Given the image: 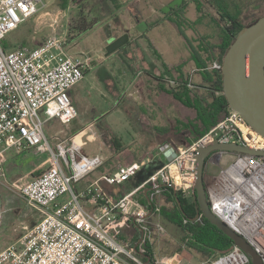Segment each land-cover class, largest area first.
Masks as SVG:
<instances>
[{"label":"built area","instance_id":"2783aa9c","mask_svg":"<svg viewBox=\"0 0 264 264\" xmlns=\"http://www.w3.org/2000/svg\"><path fill=\"white\" fill-rule=\"evenodd\" d=\"M44 1L0 0V174L7 150L51 155L50 166L18 190L26 205L39 213V220L32 229H26L18 246L0 252V264H149L117 240L128 221L141 233L140 246L150 245L153 231L163 233L159 225L151 229L150 218L159 210L152 206L149 211L136 195L146 188L154 204V199L169 189L190 199L200 148L213 143L236 144L264 152L260 142L264 139L237 112L229 110L222 121L190 144L158 146V155L173 149L175 158L117 200L109 199L97 185L75 191L73 185L97 169L101 160L81 156V146L73 140L57 144L55 154L43 129L49 121L68 125L76 118L69 93L83 80L89 69L88 59L68 54L65 37L61 36L48 37L36 48L7 50L2 45L7 34L44 8ZM213 68L220 69L217 65ZM224 155L232 158L231 163L218 176L205 177L210 212L243 238L264 264V155ZM151 161L119 165L101 180L109 186H122ZM215 162L212 157L210 163ZM64 195L67 200L58 202ZM1 214L0 201V224ZM139 250L148 259L146 248ZM150 264L167 263L161 259ZM209 264H250V260L233 245Z\"/></svg>","mask_w":264,"mask_h":264},{"label":"rangeland","instance_id":"374dc122","mask_svg":"<svg viewBox=\"0 0 264 264\" xmlns=\"http://www.w3.org/2000/svg\"><path fill=\"white\" fill-rule=\"evenodd\" d=\"M124 1L119 0L121 3ZM160 1L162 5L159 7L156 5L145 7L139 5L137 0H131L130 5L119 6L118 8L121 9L118 10V8L114 9L108 0H93L88 5V10L99 19V24L77 40L68 43L66 35L71 10H61L58 7V0H45L44 8L35 17L6 35L4 41L7 49L20 46L32 47L30 41L35 42L34 45H39L51 36L65 37L68 54L88 59L89 69L84 79L73 88L76 95L71 102L77 112L76 119L68 125L51 121L44 126L45 138L55 154H57L56 144L65 142L64 140L76 134L81 153L87 158L99 156L104 159V165L100 170L109 173L118 164H123L129 159L143 161L148 157L147 153L143 156L144 152L156 153V143L152 140L151 132L158 133L163 137L161 141L165 143L172 145L183 143L182 126L193 120V112L173 100L166 92L168 88H176L173 81V87L166 83L164 84L170 87H157L160 94L157 98L149 89V85L154 84L153 81L151 84L146 82L148 79L146 72H150L162 82L163 80L169 82L170 76H166L163 70L177 68L184 78L189 77L188 81L199 85L201 83L199 72L191 61L190 50L195 49L201 55L200 42L203 38L209 39L211 43L221 41L220 27L223 23L214 5H220L229 12L241 11V20L245 19L248 11L256 9L258 12H264L263 0H216V3H211L213 0ZM41 6L39 5L38 8ZM180 7L187 22L194 23L193 26L180 28L182 32L168 20L175 16L173 13L180 10ZM124 34L128 35V43L105 57V47L113 39ZM185 39L189 41L191 47ZM173 75L177 77L175 73ZM132 83L135 86L133 91ZM163 88L165 91L160 90ZM132 102L135 103L134 106ZM157 107L161 108L160 111ZM79 130L82 132L77 135ZM160 130L164 132L160 133ZM111 140H115L120 145L117 149L118 153H115ZM145 144L148 151L145 149ZM50 158L49 152L3 153L5 161L0 174L2 211L0 252L9 246H18L26 229L30 230L38 219L37 213L27 208L25 202L21 200L18 190L31 179L28 175L30 167L43 164L42 168L45 170L49 167V162H46ZM231 161L230 156L223 155L218 165L208 163L205 175L218 176L221 169L226 168ZM157 168H159L158 164L147 166L134 180L136 182L143 180ZM99 175L97 171L90 172L85 176L84 182ZM129 186L130 183H126L113 189L121 192L125 191L123 188ZM66 200L67 195H64L58 199V202ZM153 234L149 244L155 243L162 251L165 250L164 254L168 253L171 245L177 246L178 239L175 236L163 233L164 235L157 238ZM219 255L221 254L209 257L206 264ZM177 259V256L172 257L167 262ZM197 261L198 258L194 263Z\"/></svg>","mask_w":264,"mask_h":264},{"label":"trees","instance_id":"16d2710c","mask_svg":"<svg viewBox=\"0 0 264 264\" xmlns=\"http://www.w3.org/2000/svg\"><path fill=\"white\" fill-rule=\"evenodd\" d=\"M92 1L93 0H58V7L61 10H71L69 17L70 22L68 24V34L66 35L68 43L77 40L82 34L89 32L99 24V19L88 10V5H90ZM108 1L115 7V9L118 8L117 0ZM211 3H216V0H213ZM214 6H216L217 14L220 21L223 23L220 27L221 41L219 43H211L209 39L203 38V41L201 40L200 42V51H202L201 55H199L200 53L198 54L195 49L192 51L190 50L191 61L194 63L197 71L199 72L198 74L200 76L201 83L199 85L191 83V81H188L189 77L188 79L186 77L184 78L180 69L177 68H165L163 70L164 74H167L166 76H170L169 82L167 80L162 82L159 78H155L158 87H170L164 83L170 84L171 87H173L170 83L173 81V83L176 84V88H168L166 89V92L173 100L182 104L194 114L193 120L187 125L182 126L181 136L184 139L182 141L184 144H190L202 136L209 129L222 121L227 112L230 110L226 99L222 94L221 66L223 57L236 35L244 27L249 26L257 19L264 16L263 11L258 12L255 9L248 11V13L245 14V19L241 20V11L238 10L236 12H229L220 5ZM173 14L175 16L173 18H169L168 20L174 23L178 30L180 28L183 29L184 26L189 27L194 25V23H189L184 18L182 8ZM179 31L182 32L181 30ZM180 34L182 36L184 35L183 33ZM186 42L189 44L188 40H186ZM2 45L5 49H7L5 41H3ZM191 46L192 45H190V47ZM213 65L219 66L220 69L213 68ZM173 73H175L177 77H174ZM160 90L165 91L164 88ZM163 132L164 131H161L160 133ZM111 144L114 151L118 152L117 149L120 145L115 140H111ZM144 169L145 167L142 171ZM43 172L44 171L39 173L37 176ZM153 172L149 173L148 176ZM146 179L144 178L143 181ZM140 184L141 183L135 184L133 189L138 187ZM162 194L166 195V202L170 204L169 208L164 207L160 209L163 221L162 223L169 229L172 236H175L178 239V242L176 243L177 246H174V244L171 245L174 252L185 249L194 254L201 261L206 262L209 257L214 254H224L231 250L233 243L224 234L212 226L206 219L201 217L199 220L192 221L196 217V203L193 198L184 199L180 194L174 193L169 189H164ZM135 198L149 208L153 203L149 200V196L147 194H143V191L139 192ZM130 223L132 222H126V224ZM146 248L148 259H150L153 263V248L148 244L146 245ZM169 258L170 257H167L166 259Z\"/></svg>","mask_w":264,"mask_h":264},{"label":"water","instance_id":"95a60500","mask_svg":"<svg viewBox=\"0 0 264 264\" xmlns=\"http://www.w3.org/2000/svg\"><path fill=\"white\" fill-rule=\"evenodd\" d=\"M128 43V35L113 39L105 47V57L110 56ZM222 94L228 108L237 112L243 121L257 135L264 139V16L244 27L234 38L222 60ZM224 154L264 155V152L250 150L236 144L212 145L200 148L196 153V173L193 199L196 203V217L206 219L224 234L234 246L238 247L250 260V264H261L259 256L226 225L220 222L209 209L205 194V169L210 159L218 160ZM170 162L175 152L170 149L164 153Z\"/></svg>","mask_w":264,"mask_h":264},{"label":"crops","instance_id":"0c3cea01","mask_svg":"<svg viewBox=\"0 0 264 264\" xmlns=\"http://www.w3.org/2000/svg\"><path fill=\"white\" fill-rule=\"evenodd\" d=\"M130 1L131 0H125L124 2H119V0H117V2H118V7L119 6H127V5H130ZM133 1V0H132ZM137 2H138V4L139 5H143V6H145V7H150V6H154V5H156V6H160V5H162V3H161V1L160 0H137ZM114 9H115V7L113 6V5H111ZM121 8H118V10H120ZM124 9V8H123ZM126 10H128V8H125ZM110 10V9H109ZM33 18V17H32ZM141 37H144V36H142L141 35ZM30 44L32 45V47H29V48H36V47H38L39 45H41V44H39V45H34L35 44V42H33V41H30ZM25 47V46H24ZM28 47V46H27ZM7 50H10V49H7ZM146 74L148 75V79L146 80V82H149L150 84H151V82L153 81V85H149V89L150 90H152L153 91V93L154 94H156V96H157V98H159L160 97V94H159V89H157V87H158V85H157V81H155V77L152 75V74H150V72H146ZM84 79V78H83ZM163 82H165L164 80H163ZM171 84H172V82H170ZM163 84V83H162ZM132 85H133V83H132ZM134 85L132 86V91H133V89H134ZM146 88H148V87H146ZM69 95H70V98H71V101H73L74 100V98H75V95H76V91H75V89H72L71 91H70V93H69ZM156 98V97H155ZM134 102H132V106H134ZM152 106H154V105H152ZM160 106V105H159ZM160 107L158 108L157 107V110L158 111H160ZM76 117H77V112H76ZM76 119V118H75ZM74 119V120H75ZM73 120V121H74ZM52 121H56V120H52ZM72 121V122H73ZM49 122H51V121H49ZM48 122V123H49ZM56 122H58V121H56ZM138 122H140V119H138ZM59 123V122H58ZM60 124V123H59ZM81 132H82V130H79L78 132H77V135L78 134H81ZM151 134V137H152V140L153 141H155V143H156V153H153V152H144V155L143 156H145L146 155V153H147V155L146 156H148L147 158H145L143 161H135L134 159H129L128 161H124V163L123 164H118L117 166H126V165H130V164H134V163H138V164H143V163H145L147 160H152L149 164H146V165H144L143 167H141V169H140V171L136 174V176L142 171V169L145 167H147V166H149V165H152V164H158L159 165V168L164 164V163H166L167 161L165 160V158H164V154L163 155H158L157 154V148H158V146H160V145H163V144H165V142H163V141H161V140H163V137H161V136H159V134L158 133H154V132H151L150 133ZM153 134V135H152ZM76 135V134H75ZM75 135H71L70 137L71 138H68V140H64L65 142H66V144H69L70 143V141H75L76 143H77V141H76V136ZM181 145H186V144H184V143H180ZM57 145V144H56ZM80 145V144H79ZM172 145V144H171ZM177 145V144H176ZM147 147V145L145 144V149H146V151H148L149 149H147L146 148ZM1 149V148H0ZM8 152H12V151H10V150H7ZM7 151H5V152H7ZM4 152V153H5ZM119 152V151H118ZM118 152H115V153H118ZM15 154V153H14ZM81 156H83V157H85V158H87L84 154H82L81 153ZM223 156V155H222ZM95 157H97V158H99L100 160H101V162H102V164L97 168V169H95L94 171H97L98 173H100V175L98 176V177H96V178H93V179H91L90 181H88V182H84V179H85V177L83 178V179H81V181H79L78 183H76V184H74L73 185V189L75 190V191H82V190H84V189H86V188H88L89 186H91V185H97V187L100 189V190H102V192L103 193H105V195L109 198V199H111V200H113V201H115V200H117L118 198H120L121 196H123L124 194H126V193H129L130 191H132V189L134 188V186H135V184H137V183H143L144 181L143 180H141V181H135L134 180V178L136 177H133L130 181H128V182H126V183H130V186L132 185V187L130 188V186L128 187V188H123L125 191H121V192H119V191H115L113 188L115 187V186H109V185H107L103 180H101L102 179V177H104V176H107V175H109L110 173H112L114 170H115V168L117 167H115L112 171H110L109 173H103V172H101V167L104 165V159H102L101 157H99V156H94V157H91V158H88V159H92V158H95ZM222 158V157H221ZM220 158V159H221ZM154 159V160H153ZM158 159V160H157ZM219 159V160H220ZM4 161H5V159L3 160V163H4ZM49 162V166H50V159H48V161L46 162V163H48ZM119 162H120V160H119ZM41 166V167H40ZM42 166H43V164H41V165H38V166H34V168L33 167H30V170H28V175H30V177H31V179L32 178H34L35 176H37L39 173H41L42 171H45L44 170V168H42ZM159 168H157V169H159ZM156 169V170H157ZM155 170V171H156ZM154 171V172H155ZM93 172V171H92ZM30 179V180H31ZM145 179H146V177H145ZM29 180V181H30ZM29 181H27V182H29ZM143 181V182H142ZM26 182V183H27ZM125 183V184H126ZM140 184V185H141ZM116 187H121V186H116ZM143 191V194L144 195H148L149 196V193H150V191L148 190V189H146V188H143L140 192H142ZM163 193V192H162ZM160 194V195H158L155 199H154V204H151V206H150V208L148 209L149 211L151 210V208H152V206H155V208H157L159 211H158V213L155 215V216H152L151 218H150V222H151V229L152 230H154V226L155 225H159V226H161L162 227V229H163V233H165V234H167V235H172V233L169 231V229L167 228V227H165L164 225H163V221H162V218H161V214H160V209L161 208H169L170 207V204L169 203H167L166 201H167V199H166V195H163V194ZM193 198V197H192ZM191 199V198H190ZM22 200V199H21ZM23 201V200H22ZM24 204H26V203H24ZM142 204V203H141ZM27 206V205H26ZM145 207H146V205H144ZM86 207L87 208H89L90 209V207L88 206V205H86ZM27 208H29L28 206H27ZM29 209H31V208H29ZM31 210H33V209H31ZM33 211H35V210H33ZM36 213H37V215H38V219L36 220V222H35V224H34V226L36 225V223L38 222V220H39V213L37 212V211H35ZM33 226V227H34ZM32 227V228H33ZM25 228V227H24ZM32 228H30V229H32ZM161 234V235H158V234H153L154 235V237H161L162 235H164V234ZM117 240L121 243V244H123L124 246H126V247H128V248H131V249H134L135 250V252H136V256L141 260V261H143V262H145V263H149L150 264V261L147 259V257H145V255H142V254H140V248H146L145 247V245L144 246H140L139 245V243H140V240H141V233H140V231H139V229H138V227L132 222V223H130V224H125L121 229H120V231H119V234H118V236H117ZM152 241V240H151ZM150 241V242H151ZM149 246H151L152 248H153V251H152V253H153V257H154V260L155 261H160L161 259H163V261H165L167 264H170L169 262H167V260H170L172 257H178V259H177V261H174L173 260V262H172V264H174V262H175V264H205L206 262H203V261H201L200 259H199V261H197L196 263H194L195 262V259H197V257L194 255V254H192L191 252H189V251H186L185 249H181L180 251H178V252H174L173 250V247H170V249H169V251H168V253H166V254H164L163 253V251H165V250H161L160 248H158L157 247V245L154 243V244H152V245H149ZM147 249V248H146ZM162 253V254H161ZM167 257H170L169 259H166Z\"/></svg>","mask_w":264,"mask_h":264},{"label":"bare ground","instance_id":"6f19581e","mask_svg":"<svg viewBox=\"0 0 264 264\" xmlns=\"http://www.w3.org/2000/svg\"><path fill=\"white\" fill-rule=\"evenodd\" d=\"M260 142H261V146L264 147V141L260 139Z\"/></svg>","mask_w":264,"mask_h":264}]
</instances>
